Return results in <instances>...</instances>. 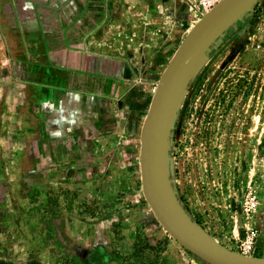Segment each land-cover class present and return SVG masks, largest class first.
Returning a JSON list of instances; mask_svg holds the SVG:
<instances>
[{
    "label": "rangeland",
    "instance_id": "374dc122",
    "mask_svg": "<svg viewBox=\"0 0 264 264\" xmlns=\"http://www.w3.org/2000/svg\"><path fill=\"white\" fill-rule=\"evenodd\" d=\"M176 4L167 0L145 12L137 7L129 15L133 28L117 32L120 48L112 52L135 56L131 79L111 105L117 132L96 143L81 166L89 168L84 173L70 176L68 165L62 166L52 192L36 170L45 171L49 163L41 158L45 146L32 143L36 130L26 122L19 125L9 108L3 112L0 106L1 260L207 264L162 228L140 181V129L154 89L181 40L201 19ZM263 5L259 0L230 27L190 77L171 122L168 174L180 205L204 233L231 251L264 259V46L255 47L264 39ZM10 68L0 63V98L2 89L12 90ZM249 202L252 209L245 214ZM251 232L255 249L243 254L241 244ZM136 239L141 255L132 259Z\"/></svg>",
    "mask_w": 264,
    "mask_h": 264
},
{
    "label": "crops",
    "instance_id": "0c3cea01",
    "mask_svg": "<svg viewBox=\"0 0 264 264\" xmlns=\"http://www.w3.org/2000/svg\"><path fill=\"white\" fill-rule=\"evenodd\" d=\"M164 1L4 0L0 63L12 66L7 69L12 90L2 89L0 106L3 112L9 108L13 121L36 130L32 143L45 146L41 158L49 162L45 171L36 170L46 177L49 192L62 177V166L68 165L70 176L84 173L89 168L81 166L96 143L117 132L111 105L131 79L135 58L133 52L126 58L112 52L120 48L117 32L133 28V9L149 11ZM169 1L182 8L181 1Z\"/></svg>",
    "mask_w": 264,
    "mask_h": 264
},
{
    "label": "water",
    "instance_id": "95a60500",
    "mask_svg": "<svg viewBox=\"0 0 264 264\" xmlns=\"http://www.w3.org/2000/svg\"><path fill=\"white\" fill-rule=\"evenodd\" d=\"M259 0H223L204 14L181 40L154 89L140 129V181L143 197L167 234L207 264H264L238 254L204 233L184 211L168 174V137L190 77L223 34ZM264 2V0H262Z\"/></svg>",
    "mask_w": 264,
    "mask_h": 264
},
{
    "label": "built area",
    "instance_id": "2783aa9c",
    "mask_svg": "<svg viewBox=\"0 0 264 264\" xmlns=\"http://www.w3.org/2000/svg\"><path fill=\"white\" fill-rule=\"evenodd\" d=\"M223 0H181L185 7V11L193 18L202 17L204 14L211 11L217 5H219ZM260 25L261 30L264 34V5L261 7ZM264 46L263 41H257L255 47L261 48ZM252 203V202H251ZM253 204L247 203L244 207V213L248 214L252 209ZM241 247L243 249V254H250L255 249V235L253 232L247 236L246 240L242 242Z\"/></svg>",
    "mask_w": 264,
    "mask_h": 264
},
{
    "label": "trees",
    "instance_id": "16d2710c",
    "mask_svg": "<svg viewBox=\"0 0 264 264\" xmlns=\"http://www.w3.org/2000/svg\"><path fill=\"white\" fill-rule=\"evenodd\" d=\"M140 241L138 239H136V241L134 242V248H133V252L131 253L130 257L129 258H132V259H137L138 256H140V250L142 248V246L140 245ZM0 264H13L11 262H6L4 260H1L0 259Z\"/></svg>",
    "mask_w": 264,
    "mask_h": 264
}]
</instances>
